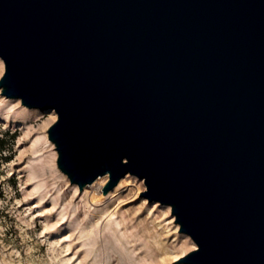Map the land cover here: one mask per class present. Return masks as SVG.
<instances>
[{
    "label": "water",
    "instance_id": "95a60500",
    "mask_svg": "<svg viewBox=\"0 0 264 264\" xmlns=\"http://www.w3.org/2000/svg\"><path fill=\"white\" fill-rule=\"evenodd\" d=\"M0 58L71 183L143 178L174 263L264 264V0H0Z\"/></svg>",
    "mask_w": 264,
    "mask_h": 264
},
{
    "label": "rangeland",
    "instance_id": "374dc122",
    "mask_svg": "<svg viewBox=\"0 0 264 264\" xmlns=\"http://www.w3.org/2000/svg\"><path fill=\"white\" fill-rule=\"evenodd\" d=\"M50 110L0 94V264H192L174 263L197 245L169 205L140 196L143 178L103 194L101 176L100 195L70 182L46 142Z\"/></svg>",
    "mask_w": 264,
    "mask_h": 264
},
{
    "label": "bare ground",
    "instance_id": "6f19581e",
    "mask_svg": "<svg viewBox=\"0 0 264 264\" xmlns=\"http://www.w3.org/2000/svg\"><path fill=\"white\" fill-rule=\"evenodd\" d=\"M3 68H4V66H3V63H2V61H1V59H0V73H1V74H2ZM24 106H25V105H24ZM50 111L53 112V110H50ZM37 112H40V111L37 110ZM53 118L55 119V112H53ZM46 142H47L48 144H50V145L53 147V145L50 143V141H49V139L47 138V136H46ZM53 157H54V162H55V160H56V153H55V151H53ZM104 176H107V174H106V175H103L102 177H104ZM100 178H101V177H100ZM98 179H99V178H98ZM88 187H90V188H92V190L96 191L98 195H100V194L102 193V191H101L102 186L100 185V183H97V180H95V181L93 182V184H90L89 186H86V188H88ZM86 190H87V189H86ZM193 246H195V244H193Z\"/></svg>",
    "mask_w": 264,
    "mask_h": 264
}]
</instances>
